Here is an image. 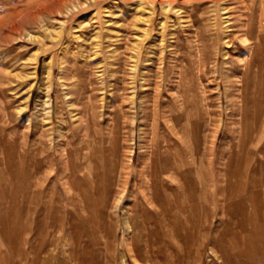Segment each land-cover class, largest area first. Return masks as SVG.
Returning a JSON list of instances; mask_svg holds the SVG:
<instances>
[{"label": "rangeland", "instance_id": "obj_1", "mask_svg": "<svg viewBox=\"0 0 264 264\" xmlns=\"http://www.w3.org/2000/svg\"><path fill=\"white\" fill-rule=\"evenodd\" d=\"M92 1L0 0V264H264V166L250 176L258 186L246 184L257 219L231 217L224 202L247 48L264 51V0ZM81 50L87 89L74 103ZM263 82L251 83L261 98ZM167 120L182 141L185 211L150 254L137 196Z\"/></svg>", "mask_w": 264, "mask_h": 264}, {"label": "bare ground", "instance_id": "obj_2", "mask_svg": "<svg viewBox=\"0 0 264 264\" xmlns=\"http://www.w3.org/2000/svg\"><path fill=\"white\" fill-rule=\"evenodd\" d=\"M93 1H95V0H93ZM246 29H247V32H251L252 30L254 31L253 25H252V27L249 26ZM245 32H244V34H246ZM196 34H198V32ZM260 34H262V33L259 32L258 37L260 36ZM246 35H248V34H246ZM244 37H246V36H244ZM3 38H5V37H3ZM260 40H261V38H260ZM89 42H90L89 39L88 40L84 39L83 42L80 44V47L85 49V50L88 49L89 45H90V44H88ZM254 44L249 45V47L246 46V47H248L247 50L250 53V59L248 61L246 60L247 62L244 66L245 69L242 73L243 74L242 75L243 80H241L242 82H240L242 84V87H240V88H243L242 89L243 90V96H242L243 113H242V120H241V130H239V132L233 131V132H235L234 135L237 137L238 142L236 143L237 145L232 148V155L230 157V160H228L229 166H228L227 178H226V191L224 194V202L227 205V209H226L227 214L230 215L231 217H235V218L240 215L241 217H243L245 222L248 220L252 221V220H250L251 216H252V218L255 217L254 219H257L259 216V212H260L259 209L260 208L258 207V205L255 201V197H254L253 193L250 192V190H249V188L251 186L257 187L259 182L257 180H255V178H254L255 175H253L252 178L250 176L252 173L257 175L258 167L264 166V125L259 126V123L257 124V116H258L259 110L261 111L260 107H261V104L263 101L262 99H264V98H261V96H260L261 94L258 95L259 93L262 92V90H260L261 92H259L257 89V86H255L251 89V86L253 83H256V82L259 83L260 80L263 78V75H264V58H263L264 53L263 52L264 51L261 48V44H258V45L257 44L254 45ZM8 45H10V44H8ZM93 47H95V46H93ZM97 48H100V46H97ZM85 50H81V53L75 54V56L73 57V59L71 61V63L73 65L69 69V79H68V80H70V83H69L70 91L69 92L73 96L72 101L74 103H78L81 101V98H82L83 94H85L84 92L87 89L88 73H87V71L84 70V68H81L78 65L79 63H83L84 61L89 64L88 58H87V61L85 59L82 60V58L85 57V55H83ZM199 51H200V49H199ZM205 55H206L205 50L202 49L200 51V56H202L201 58L206 59ZM96 58L97 57H95V59ZM242 61H244V60H242ZM8 80L10 82L14 81V79H12L9 76H8ZM1 81H2V79H1ZM7 84H9V83H7ZM12 88H13V86H12ZM168 109H169V106L167 105V114H170V110H168ZM81 110L82 109L79 110L80 114L83 112ZM249 118L252 119L251 122L253 124L251 126L249 125V127H248ZM168 122H169V120H167V142L165 143V145L163 147H161L158 144L153 147L152 153L156 157H158V160L152 161V164L149 163V165L146 167L147 169L145 170L144 179L141 181V183L139 185V193L137 196L136 206L138 207V211L140 212V224L138 226L141 228L142 235H143V237H145V240L147 242L146 248L148 249V252L150 253V250H151L150 254H152V252H156V251L158 253H161V250L159 249V247H160L162 242H165L168 240L166 229L171 224V221H172L171 219H173L174 214L176 215V212L178 210H179V212L185 211V210H183L185 205H184V201L182 200L181 196L185 193L184 181L186 180L187 176H185L184 174H181V171L185 168L184 161H183L184 159H182L183 158L182 154L179 151V148L181 147L180 142H182V141H177V140L173 139V137L171 136V134L169 132L170 128H169ZM71 136H72V134H71ZM162 149H164V151H162ZM160 154L162 155V158L159 159ZM171 155L173 156V158ZM199 179L201 180V178H199ZM190 180H192V178H190ZM249 181L251 182V186H246L247 182H249ZM185 185H186V183H185ZM204 186L205 185L203 183H201L199 186L194 184V186H192L193 187L192 191H193L194 195H196L195 193L197 191V187H199V190L203 192L205 189ZM257 194H258V192H257ZM257 197H258V195H257ZM195 198H196V196H195ZM195 198H193L191 201L194 202L193 211L198 215L199 213H201V211L197 207V204H195V200H194ZM173 201L176 203L175 206L173 204H171ZM200 202H201V200H200ZM190 204H192V203H190ZM259 204H261V201ZM262 207H263V205H262ZM249 211H251L252 213L249 214ZM178 220H179V218H178ZM245 222H242V224H240L238 227L245 229V227H244ZM179 223H182V222L179 221ZM175 224H176V221H175ZM190 225H192V223ZM251 225H253V230L250 233V235H249V233H248V235L251 239L252 238L255 239L256 242L259 244L260 240H258L259 238L257 239V237L259 234H261L260 226H257L256 222H254V221L251 223ZM165 227H166L165 233H163L162 230ZM184 229H185V227H184ZM249 230H250V228H249ZM249 230H245V231H249ZM176 235H177V233H176ZM142 242H143V240H142ZM233 242H235V240ZM237 244H238V242H237ZM254 246H255V244H254ZM254 246L253 247L250 246L251 248L249 247V249L247 251L248 254L251 252V250L255 251ZM156 247H158L159 250H156L155 249ZM246 247H248V246H246ZM242 249H244V248H242ZM162 252H164V251H162ZM260 252H262V251H260ZM234 254H235V252H234ZM255 255L258 256V254H255ZM255 255H254V257H255ZM250 262H251V260H250Z\"/></svg>", "mask_w": 264, "mask_h": 264}]
</instances>
